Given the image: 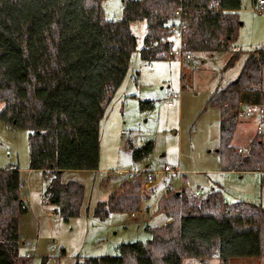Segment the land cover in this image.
<instances>
[{
	"label": "trees",
	"instance_id": "1",
	"mask_svg": "<svg viewBox=\"0 0 264 264\" xmlns=\"http://www.w3.org/2000/svg\"><path fill=\"white\" fill-rule=\"evenodd\" d=\"M101 1L0 0V120L27 130L28 168L53 175L44 198L63 220L79 215L83 186L63 183L58 174L98 168V123L104 102L122 82L136 47L130 23L145 20L139 56L151 61L175 58L173 36L180 26V55L186 57L224 48L235 37L239 22L240 0H122L119 20L104 17ZM263 65L264 47H258L245 59L237 78L208 100L219 113L216 153L223 171L264 175V151L256 135L248 157L231 144L237 104L264 103ZM151 150L150 141L135 149L132 157L142 160ZM19 172L16 166L0 168V264H29L18 248L19 216L26 212L19 196ZM140 185L137 179L121 183L106 200L96 203L93 216L103 219L114 211H138ZM171 190L166 188L157 203V210L171 222L147 226L149 241L121 243L116 255L88 256L75 264H127L128 260L181 264L184 257L205 262L213 257L226 261L264 256L261 205L228 202L220 190L200 199Z\"/></svg>",
	"mask_w": 264,
	"mask_h": 264
},
{
	"label": "rangeland",
	"instance_id": "2",
	"mask_svg": "<svg viewBox=\"0 0 264 264\" xmlns=\"http://www.w3.org/2000/svg\"><path fill=\"white\" fill-rule=\"evenodd\" d=\"M101 8L108 20L122 17V0H102ZM236 13L239 21L236 35L224 48L194 52L186 57L179 52L174 59L142 60L139 49L146 22L142 19L130 23L136 47L122 82L104 102L98 123V168L64 170L58 174L63 183L75 181L83 186V202L77 216L63 220L58 214H49L55 207L45 200L44 191L53 175L28 168L27 130L0 120V168L18 167L22 183L19 196L26 206L18 223V248L23 259L29 264H75L77 259L88 256L116 255L121 243H146L151 239L147 226L171 222L172 218L157 210V203L168 187L172 192L184 191L190 199L220 190L228 202L246 201L264 208V175L257 171L220 169L216 153L219 113L208 105L215 92L237 78L249 54L264 47V3L240 0ZM173 39L175 48L178 38L174 35ZM260 87L264 89V65ZM164 88L169 90L168 94L163 92ZM147 100L151 105L142 106ZM255 133L254 119H238L231 144L247 147ZM150 141L151 152L135 161L133 151ZM156 159L177 167L180 172L172 179L168 174H157L149 181L152 171L148 173L146 169L157 168L153 164ZM132 170L138 171L133 178ZM134 179L141 183L138 211H114L103 219L93 216L96 203L106 200L121 183ZM220 261L218 257L205 262L184 257L181 264ZM256 261L264 264V256ZM131 263L128 260L127 264Z\"/></svg>",
	"mask_w": 264,
	"mask_h": 264
},
{
	"label": "built area",
	"instance_id": "3",
	"mask_svg": "<svg viewBox=\"0 0 264 264\" xmlns=\"http://www.w3.org/2000/svg\"><path fill=\"white\" fill-rule=\"evenodd\" d=\"M258 5H262L264 3V0H257ZM179 31H181V26L179 27L178 30H176V36L178 38V46L175 47L177 49L173 50V55L178 54L181 52V42L182 39L179 37ZM163 92L168 94L169 90L167 88L163 89ZM168 105H171V102H167ZM236 117L237 119L241 118H251L254 119L256 122V137L258 138L262 149L264 151V103H254V102H240L236 106ZM237 152L242 156V157H248L250 155V147L249 145L247 147H237ZM153 164L157 166V168H147L146 171H152V174L148 175L149 181L154 178H156L157 174H168L170 177H174L177 173L180 171L178 170L177 167H172L168 165L167 163L162 162L160 159H156ZM130 177L133 178L138 171L132 170L130 171ZM147 183V182H146ZM148 184V183H147ZM169 186V185H168ZM22 187V183L19 185V189ZM195 193V192H194ZM23 202V200H22ZM24 203V202H23ZM26 256H29L28 254Z\"/></svg>",
	"mask_w": 264,
	"mask_h": 264
},
{
	"label": "crops",
	"instance_id": "4",
	"mask_svg": "<svg viewBox=\"0 0 264 264\" xmlns=\"http://www.w3.org/2000/svg\"><path fill=\"white\" fill-rule=\"evenodd\" d=\"M238 147V146H237ZM241 147V146H240ZM161 160V159H160ZM175 177V176H174ZM173 177V178H174ZM183 177H185L184 175H183ZM170 179H172V177H170ZM169 179V180H170ZM164 184H166V180H165V182H163ZM168 183H169V181H168ZM150 188H151V186H150ZM141 212H143L142 210H141ZM49 214H52V215H54L55 214V209L53 208V209H51V210H49ZM26 254H28V253H26ZM29 255V254H28ZM260 257H245V258H231V259H227L226 261H220V262H218L219 264H231L230 262H232V260H234V262H233V264H255V263H257V264H259V261H256V260H258Z\"/></svg>",
	"mask_w": 264,
	"mask_h": 264
}]
</instances>
